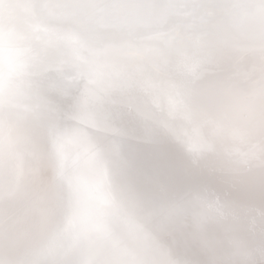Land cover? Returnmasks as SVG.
<instances>
[{
	"label": "snow or ice",
	"instance_id": "obj_1",
	"mask_svg": "<svg viewBox=\"0 0 264 264\" xmlns=\"http://www.w3.org/2000/svg\"><path fill=\"white\" fill-rule=\"evenodd\" d=\"M0 264H264V0H0Z\"/></svg>",
	"mask_w": 264,
	"mask_h": 264
}]
</instances>
